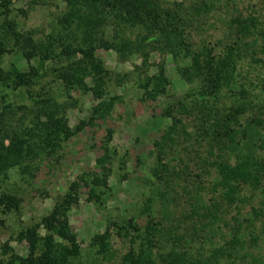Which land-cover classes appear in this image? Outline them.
I'll list each match as a JSON object with an SVG mask.
<instances>
[{
    "label": "rangeland",
    "instance_id": "1",
    "mask_svg": "<svg viewBox=\"0 0 264 264\" xmlns=\"http://www.w3.org/2000/svg\"><path fill=\"white\" fill-rule=\"evenodd\" d=\"M154 1L170 11L176 9V4L183 9L181 14L187 10L190 24L187 20L186 30L192 48L206 43L217 56L227 53L225 45L234 39L227 33L232 20L250 21L252 32L236 41L232 50L233 77L239 69L242 79L238 81L244 90L232 94V90L221 87L220 99L210 103L226 107L260 105L245 113L261 117L262 129L258 130L264 137V0ZM193 5L198 12H188ZM64 11L63 0H11L6 8L0 7V43L4 47L0 70L15 67L27 71L31 65L39 73L31 87L12 89L0 85L2 143L6 145L12 134L22 135L33 126L40 128L38 121H43L48 113L62 116L69 129L86 122L52 149L41 150L36 144L39 141H33L31 155L19 166L0 174V199L12 196L17 201L14 209L0 204V259L23 258L32 242L36 252L42 249L45 231L41 219L52 207L63 205L69 185L74 183L76 198L66 210L80 253L73 264H119L123 253L139 245L132 227H141L151 217L164 227L181 224L178 232L188 256L201 263L264 264V182L256 188L241 186L234 204L223 205L213 216L203 209L196 219L189 217L191 207L217 197V189L210 187L211 177L205 180L204 189L198 190L193 185L184 186L181 179L174 177H168L167 184L157 183L151 175L160 148L176 168H181L178 160L193 159V148L203 149L193 139L169 130L170 119L163 114L165 107L177 100L185 99L189 106L190 94L201 89L196 77L187 81L181 76L179 68L189 63L188 57H173L162 37L141 26L121 32L123 45L113 39L108 17L94 34L72 24L73 39L72 29H61L59 24ZM58 34L62 38L52 48L56 56L47 59L46 37ZM69 37L73 39L71 44L86 41L94 45L93 56L101 66V95L94 93L91 75L83 77L82 87L72 85L67 89L63 85L60 75L66 72L71 58L58 53L59 42L70 43ZM28 41L39 51L26 59ZM102 42L113 46L104 48L100 46ZM119 46L121 49L117 50L115 47ZM159 69H163L168 85L162 91L148 90L147 94L139 82ZM186 129L191 131L188 126ZM148 197L152 201L146 212L143 208ZM250 207L263 211V216L252 218L253 228L243 220L250 216ZM233 217L240 222L238 225L233 224ZM115 225H126V232L123 234ZM106 229L110 233L108 251L101 257L98 247L90 245V239ZM233 234L238 240L236 245L231 241Z\"/></svg>",
    "mask_w": 264,
    "mask_h": 264
},
{
    "label": "trees",
    "instance_id": "2",
    "mask_svg": "<svg viewBox=\"0 0 264 264\" xmlns=\"http://www.w3.org/2000/svg\"><path fill=\"white\" fill-rule=\"evenodd\" d=\"M63 1L65 11L59 21L62 25L61 29H70L72 24H78L81 28H87L85 31L87 34H94L95 28L101 25L105 17H108L113 28V39L122 41L123 45L125 38L121 32L129 27L141 26L151 32L155 31L156 35L162 37L169 44L173 57H188L189 63L179 68L181 76L187 81L196 77L201 89L195 94H190L192 101L189 106L185 103V99L177 100L167 105L163 114L170 119L169 130L182 133L187 139H193L194 142L201 144L203 149L200 151L195 150L196 147L193 148V159L188 157L185 160H178L181 168H176L170 164L163 148H160L156 163L151 169V175L157 183L167 184L169 182L167 178L174 177L181 179L184 186L193 185L198 190L204 189L207 178H212L213 183L209 180L210 187L213 191L217 189V197L211 196L207 203L200 202L197 206L191 207L190 218L198 219L197 216L202 214L203 209L205 213L213 216L223 205L234 204L238 197V190L243 185L252 188L262 186L261 183L264 182V137L259 131L262 129V119L259 116L245 113L247 109L250 112L254 107L259 109L260 105L244 107L236 104L226 107L213 106L210 103L220 99L221 87L232 90V94L234 91L240 94L244 90L238 81V78L242 79L239 76V69L236 70L235 78L233 77L232 50L236 41L252 32L249 20L245 18L232 20L227 33L230 38L233 36L234 39H230L231 41L225 45L228 52L217 56L211 51L212 47H208L206 43H202L198 49L192 48V41L186 30V26H189L187 20L190 24L189 15L186 14L187 10L185 14L180 13L183 11L180 4H176V9L170 11L159 7L154 0ZM10 2L11 0H0V7L6 8ZM194 6L188 12H198L199 9ZM71 32L74 39L75 32L73 29ZM46 38H49L46 41L48 51L45 50L47 53L44 56L51 59L56 56L53 54V45L62 38V35L58 34L53 38L52 35H48ZM69 38L70 43L59 42L61 48L58 53L65 58H71L66 72L60 75L63 85L67 89L72 85L82 87L84 86L83 77L91 75L94 82L92 89L97 96L101 95L99 90L101 66L93 56L94 45L89 42L85 43L86 41L71 44L73 39ZM85 39L87 37L82 40ZM28 44L30 47L25 53L26 59L36 55L39 51L38 47L30 41ZM100 46L107 48L113 45L102 42ZM120 46L115 48L120 50L122 47ZM3 51L4 47L0 43V54ZM77 54L80 57H77ZM73 58H76V61ZM38 75V69L31 65L27 71H19L11 67L4 72L0 70V85L10 86L12 89L19 86L31 87L35 84ZM166 85H168V80L163 69L146 76L143 81L139 82V87L147 94L150 91H156L155 89L162 91ZM261 85L264 86V79L261 80ZM262 107L264 108V105ZM36 119L39 120V117ZM38 123H40V128L33 126L22 135L12 134L6 145L0 140V174H5L9 168L19 166L27 159L33 152V141H39L36 144L41 150L46 147L52 149L58 146L63 139L78 132L86 122L82 121L73 129H69L62 116L48 113L45 119ZM187 126L190 127V132L187 131ZM69 188L71 193L65 195L63 205L52 207L51 211L41 219V225L45 231L42 237V249L36 252L35 244L32 242L26 256L17 261L0 259V264H73L79 259V246L66 217V210L76 198V187L74 183H71ZM151 201L150 197L146 199L144 211L149 210ZM0 204H3L5 209H14L17 201L12 196H3ZM250 210V216L244 217L243 220L253 228L252 218L263 216V211L251 207ZM232 219L233 224L240 223L237 218ZM161 223L151 217L141 227H132L135 232L134 237L140 240L139 245L137 249L130 247L123 253L119 264H204L188 256L187 248L182 244L185 242L183 236L178 232L181 224L164 227ZM116 229L123 231L124 234L126 225H118ZM109 236L110 233L106 229L94 234L90 239V245L98 247L96 251L101 257L108 251ZM231 241L235 245L238 244L234 234Z\"/></svg>",
    "mask_w": 264,
    "mask_h": 264
}]
</instances>
